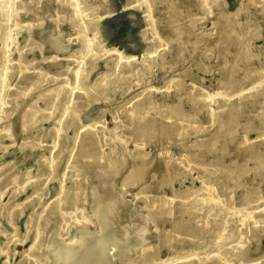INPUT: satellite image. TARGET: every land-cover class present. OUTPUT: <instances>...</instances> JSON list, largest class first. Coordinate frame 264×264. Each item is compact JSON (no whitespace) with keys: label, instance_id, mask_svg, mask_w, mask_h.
<instances>
[{"label":"rangeland","instance_id":"obj_1","mask_svg":"<svg viewBox=\"0 0 264 264\" xmlns=\"http://www.w3.org/2000/svg\"><path fill=\"white\" fill-rule=\"evenodd\" d=\"M198 1L153 0V8L149 11L147 3H138L137 7L134 5L135 0H81L85 13L91 12L95 6L98 7L91 15L84 17L87 25L85 37L90 45V51L84 55L85 67L82 69V72L87 74V84L82 86L86 88L87 96L74 98L67 107L65 98L68 95L65 92L54 98L49 90L65 78L73 79L76 65L71 59H79L80 56V43L75 40V27L79 19L72 20L71 7L61 4L60 0H17L20 6L18 17L7 25L0 23V35L6 31L11 35L5 49L12 62L8 86L12 90L18 82L15 90H18L19 94L24 90V95H19L17 103L12 106L11 114H7L0 121V129H9V135L0 138V264H39V257L44 259L43 264H50L46 245L51 233L56 231L63 238H68L74 230V218H88L92 215L93 206L99 202L114 203L113 196L107 192L118 194L122 201L121 207L116 211L120 221L128 218L135 223L144 222L146 243H159L162 257L171 256L170 251L161 245L163 242L159 241L157 234L173 215L168 213L164 217H158L148 210L144 202L145 199L151 200L158 196H164L166 200L170 197V204L176 208L179 203L177 198L171 197L173 188L168 182L172 180L173 187L182 191L190 184V179L187 171L179 175L165 176L163 179L159 167L161 148L147 144L146 158L150 163L144 168L142 182L146 184L145 189L139 191L137 185H122L124 176L133 164L130 151L134 147L132 139L124 144L118 137L130 135L132 132L130 107L137 100H147L151 95V88L156 89L153 95L160 102H177V94L166 86V82L172 76L181 75L185 82L180 92L183 95L181 103L183 109L188 111L191 105L184 93L189 92L193 84L207 92L216 89L220 77V63L235 61L240 69L239 73L242 72L241 69L247 60L234 59L233 47L218 42L215 21L220 11L228 14L226 19L229 21L239 23V29V26L246 27V17L249 24L257 25L261 36L253 41L251 50L258 54L261 60L264 59V9L258 3L251 0H218L199 6ZM170 2H175L180 9L179 23L184 29L188 28V21L193 20L194 34H184L179 38L185 42L184 49L180 47L179 40L168 24L167 6ZM187 11L191 13L190 19ZM16 20L22 24L18 28L13 27ZM222 23L223 20L218 24ZM23 24H28L31 29L35 43L31 49L27 47L28 29ZM152 27H155V30H152ZM227 30H230L229 27ZM53 38H59L66 48L56 51L50 44ZM119 55L129 57L134 62L149 60L155 64L141 76H136L129 63L116 68ZM198 63H202L206 70L199 69ZM20 73H24L22 79H19ZM27 79L38 82L26 89ZM10 89L7 94H10ZM59 89L61 91L62 88ZM51 98H54L52 104L46 105ZM262 101L261 97L255 101L243 99L238 108L230 106L233 115L229 120L232 128L230 134L226 127L219 129L217 125H212L208 128L209 134L204 137L210 150L206 151L207 158L211 159L220 153L224 146L230 155L236 153L234 142L240 141V137L245 134L246 122H249L250 128L248 137L254 139L257 136L255 128L258 127V118L264 116L260 111ZM34 102L41 109L36 116L37 122L23 126L22 115L25 108ZM230 102L234 104V101ZM64 109L70 110L64 124V145L68 150L76 145L75 141L81 128L102 118L105 126L112 129L107 134L109 141L102 144V151H110L113 147V150L118 152L121 163L116 165L118 167L112 175L102 173L106 162H89L85 169L75 176L81 191L77 209L86 217L78 216V213L67 214L60 225H57V222L49 223L43 233L40 249H31L37 225L44 219L41 218V213L54 198L64 195L63 185L71 184V179L66 177L69 153L64 152L53 165L50 162L52 154L49 147L52 141L48 131L53 126L54 119L60 118ZM204 112L202 109L198 113L202 121L206 120ZM45 116L48 117L44 119ZM117 120L118 124H115ZM217 129L219 132L214 134ZM195 136L191 134L189 139L194 141L202 138L200 135ZM232 137L234 140L229 141ZM177 147L170 144L168 153L165 152L163 156H176ZM239 157L240 154L237 158ZM225 160L228 161V157ZM194 172L195 170L192 171ZM250 173L252 171L248 174ZM162 180L164 183L160 185ZM24 184L26 185L23 186ZM194 184L198 185V182ZM35 189L39 190L37 197L33 196ZM8 210L12 211L13 224L7 217ZM183 216L188 218L187 213ZM91 230H96L95 226H92ZM258 237L247 241L246 260L257 258L264 253V235ZM186 244L183 243V247L190 248L187 252L192 253L197 250L203 252L214 243L210 240L208 246L200 249L193 245L188 247Z\"/></svg>","mask_w":264,"mask_h":264},{"label":"bare ground","instance_id":"obj_2","mask_svg":"<svg viewBox=\"0 0 264 264\" xmlns=\"http://www.w3.org/2000/svg\"><path fill=\"white\" fill-rule=\"evenodd\" d=\"M218 0H199V6ZM258 3L264 9V0H251ZM153 0H135L134 5L141 3L148 4L151 11ZM65 6L72 9L71 19H79L76 24L75 40L79 41V59H71L76 68L73 71V79L62 80L50 93L54 98L61 93H66L65 106L73 101L74 98H84L87 96L86 76L82 72L85 67L83 62L84 55L90 51L89 40L85 37L87 25L84 17L91 15L98 7L95 6L91 12L85 13L82 9L81 0H60ZM139 3V4H138ZM20 6L17 0H0V23L8 24L15 20L20 14ZM239 8L236 9L238 11ZM168 24L177 40L182 35L194 34L193 20L188 21V28L184 29L179 23L181 11L175 2H170L167 6ZM189 19L191 13L187 11ZM227 13L220 11L216 15V31L219 44L227 43L233 47L232 57L245 58L247 62L241 69L237 68V62L224 61L220 63L218 70L220 77L217 81L216 89L207 92L202 87L193 84L185 96L190 102L189 110H184L180 93L184 86V77L172 76L166 86L173 89L178 96L177 102L162 103L157 100L151 88L150 97L147 100H137L129 110L131 112L132 132L130 135H121L119 140L126 144L129 139L133 141L134 149L132 154L133 164L128 169L127 174L122 180V185H137L139 191L145 189L146 184L142 182L144 168L150 163L147 160L148 152L145 150L147 144H152L161 148V177L179 175L183 171L188 172L190 184L179 191L172 185V180L168 184L173 188L171 197L178 200V207L170 204L169 199L158 196L155 199H145V206L149 211L158 217H164L168 213L173 218L168 220V224L159 230L157 237L163 242L164 247L170 251V257H162L157 245L146 243L144 222L135 223L131 219L120 221L116 211L121 207L122 201L118 194L107 192L112 195L114 203H97L93 206L92 215L88 218L75 219L74 230L68 238H63L56 231L50 235L46 250L49 253L50 264H264V253L254 259H247L245 256V245L251 238H259L264 235V116L258 118V127L255 128L257 136L254 139L248 137L249 122L244 124L245 134L240 137V141H235L236 153L230 155L226 146L215 154L211 159L206 157V151H210L204 138L207 130L212 125H217L219 129L225 128L229 134L232 132L230 119L233 118L230 106L238 108L241 100L255 101L263 98L260 103V111L264 114V91L262 84L264 81V59L261 60L258 54L251 50V44L258 39L261 34L257 25L249 24L246 17V27L238 28L239 23L229 21ZM224 18V19H223ZM222 24H218L222 21ZM22 24L16 20L13 27L18 28ZM28 29L27 47L30 49L35 45L31 29L28 24H23ZM229 27V31L227 28ZM155 30V27H152ZM97 36V30L96 35ZM0 121L7 114H11L12 106L17 103L19 95H24V90L19 94L15 86H8L11 77V60L7 56L6 46L8 43L9 32L0 35ZM181 48L185 45L184 40H179ZM51 46L56 51L66 48L59 38L50 41ZM184 49V48H183ZM116 68L123 64L132 65L133 73L136 76L152 67L154 61L134 62L129 57L120 56ZM255 60L254 62H250ZM199 69L205 71L206 67L202 63L197 64ZM238 72V73H237ZM237 73V75H236ZM86 75V76H85ZM236 75V76H235ZM24 77V73L19 74V79ZM37 81L26 80V89L35 85ZM243 86H248L245 88ZM59 88H62L61 91ZM10 89V94H7ZM85 90V91H84ZM70 91V94H69ZM180 93V94H179ZM51 98L46 105L52 104ZM230 101H234L232 104ZM230 102V103H229ZM205 110L206 120L202 121L198 116L200 110ZM41 109L34 102L25 108L23 113V126L35 124L36 116ZM70 110L64 109L58 119H54V124L48 131L52 144L49 147L52 158V165L64 152H68V166L66 167V177L71 179L70 186H62V193L52 200L41 213L44 218L37 225V232L33 239L31 249H40L41 240L45 228L51 222L61 224L62 219L67 214L78 213L77 201L81 199V191L75 176L89 162H106L102 173L114 174L116 166L121 163L118 152L112 150L102 151V144L109 141L108 129L105 121L100 118L94 124L85 126L79 130L76 145L68 150L64 145L65 118L69 116ZM48 116H45L46 119ZM118 124V120L115 121ZM219 130H215L217 134ZM193 134L200 135L202 138L194 141L189 139ZM9 135V129H0V138ZM234 140L230 138L229 141ZM228 143V141H227ZM170 144L178 146V153L174 157L163 156L168 153ZM262 146V148H261ZM207 148V149H205ZM240 151V153H239ZM115 152V153H114ZM240 154V157L237 156ZM228 157V161L225 158ZM195 170L194 173L192 171ZM249 171H252L250 175ZM249 175L248 178H245ZM198 182V185L194 183ZM163 180L160 185H163ZM24 184L23 186H25ZM22 189V188H21ZM39 190L35 189L33 196L37 197ZM171 200V199H170ZM20 206V205H19ZM18 206V208H19ZM7 217L13 224L12 211L8 210ZM184 213L188 218H184ZM85 216V215H84ZM73 217V216H72ZM86 217V216H85ZM95 226L96 230H91ZM11 234H7L10 236ZM207 236V237H206ZM220 238V240H219ZM209 239V242H208ZM213 241V246L209 243ZM195 246L197 249L208 246L203 252H187L189 249L183 247ZM2 250L4 248H1ZM43 258L39 257L38 263L43 264Z\"/></svg>","mask_w":264,"mask_h":264}]
</instances>
